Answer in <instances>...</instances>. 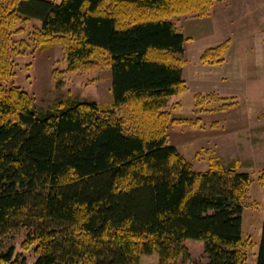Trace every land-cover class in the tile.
Instances as JSON below:
<instances>
[{"label": "trees", "instance_id": "obj_1", "mask_svg": "<svg viewBox=\"0 0 264 264\" xmlns=\"http://www.w3.org/2000/svg\"><path fill=\"white\" fill-rule=\"evenodd\" d=\"M225 1L0 0V237L26 230L21 247L34 264H139L153 253L174 264L191 259L189 239L203 243L205 264H247L250 175L237 163L195 171L167 143L168 127L185 122L171 118L169 100L188 88L187 39L173 20L207 18ZM29 20L39 21L35 46L63 51L58 84L64 73L109 69V103L67 101L37 118L27 92L4 87L13 37ZM227 48H207L200 61L219 64ZM213 96L197 94L196 105ZM258 175L264 187V168ZM0 264H18L13 250Z\"/></svg>", "mask_w": 264, "mask_h": 264}, {"label": "rangeland", "instance_id": "obj_2", "mask_svg": "<svg viewBox=\"0 0 264 264\" xmlns=\"http://www.w3.org/2000/svg\"><path fill=\"white\" fill-rule=\"evenodd\" d=\"M261 2L264 0H249L237 22L232 17L236 18L242 4L227 8L226 13H222L221 6L228 3L215 4L211 16L217 19L218 33L186 41L183 77L188 88L172 97L167 108L172 119L185 121L168 127L167 143L175 146L195 171L204 172L211 163L225 167L237 163V171L250 175L242 214V235L249 236L254 244L248 250L247 264H256L262 224L260 206L264 203V187L257 181L264 168V5ZM36 26L39 21L29 20L14 35V77L4 87L13 85L27 92L37 118L67 101L109 103L111 75L107 68L64 73L57 83L53 71L66 69L63 51L56 44L35 46L32 39ZM220 29L224 30L223 34ZM225 41L228 48L221 56V63L200 61L205 49ZM197 94L214 96L198 106ZM26 237L24 229L5 232L0 237V253L11 249L18 264H34V255L21 247ZM184 246L191 259L174 264H205L201 241L189 239ZM139 264H159L158 256L156 253L142 256Z\"/></svg>", "mask_w": 264, "mask_h": 264}, {"label": "crops", "instance_id": "obj_3", "mask_svg": "<svg viewBox=\"0 0 264 264\" xmlns=\"http://www.w3.org/2000/svg\"><path fill=\"white\" fill-rule=\"evenodd\" d=\"M249 0H228L224 3L221 4H225L228 3V5H222V13H226L227 12V8H232L233 6H235L236 4H242V8L239 7V10L237 11V13L239 12V14L236 16V18H233V21L236 19L240 20L241 14L244 12L245 10V4H247ZM220 4V5H221ZM262 5H264V2H261ZM260 6V4H258V7ZM248 8H253V6L248 7ZM255 8V7H254ZM241 11V12H240ZM232 12H230L229 14H231ZM173 22L175 23L176 27L179 29V31L181 32V34L188 40H194L197 38H204L208 35H212L215 32L218 33V26H217V19H213L212 16L210 15L207 18H201V19H190V18H175L173 20ZM238 27H240V24L238 22ZM222 34H223V29H220ZM235 34V33H234ZM184 53H185V45H184ZM185 68V66H184ZM184 68L182 71V78L184 80L183 74H184ZM185 81V80H184ZM261 208V212H260V217L263 220V216H264V203L262 204V206H260ZM262 225V224H261Z\"/></svg>", "mask_w": 264, "mask_h": 264}]
</instances>
